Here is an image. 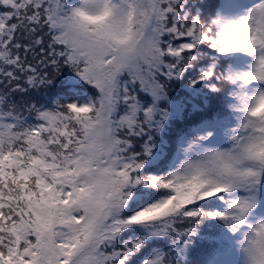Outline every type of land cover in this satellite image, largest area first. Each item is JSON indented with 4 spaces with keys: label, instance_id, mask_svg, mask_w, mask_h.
Wrapping results in <instances>:
<instances>
[{
    "label": "snow or ice",
    "instance_id": "snow-or-ice-1",
    "mask_svg": "<svg viewBox=\"0 0 264 264\" xmlns=\"http://www.w3.org/2000/svg\"><path fill=\"white\" fill-rule=\"evenodd\" d=\"M0 264H264V0H0Z\"/></svg>",
    "mask_w": 264,
    "mask_h": 264
},
{
    "label": "trees",
    "instance_id": "trees-1",
    "mask_svg": "<svg viewBox=\"0 0 264 264\" xmlns=\"http://www.w3.org/2000/svg\"><path fill=\"white\" fill-rule=\"evenodd\" d=\"M179 92H180V89H178V88H174V89L172 90V95L175 96V95L178 94Z\"/></svg>",
    "mask_w": 264,
    "mask_h": 264
}]
</instances>
